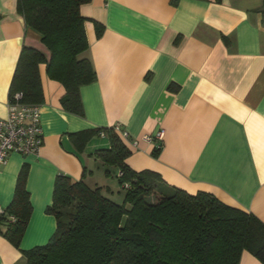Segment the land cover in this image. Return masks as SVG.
I'll return each mask as SVG.
<instances>
[{
  "label": "crops",
  "instance_id": "obj_1",
  "mask_svg": "<svg viewBox=\"0 0 264 264\" xmlns=\"http://www.w3.org/2000/svg\"><path fill=\"white\" fill-rule=\"evenodd\" d=\"M16 2L0 0V119L21 48L48 59ZM78 12L87 42L80 58L94 80L78 87L80 114H73L61 106L63 86L37 66L41 145L36 155L9 154L0 166V209L23 168L31 211L17 246L0 227V264H25L23 252L53 234L45 208L56 176L92 188L91 170H105L92 154L108 149L107 138L80 145L70 135L114 125L128 136L121 141L131 170L156 174L166 192L207 193L264 225V0H90ZM159 130L153 156L142 137ZM237 264L261 263L242 251Z\"/></svg>",
  "mask_w": 264,
  "mask_h": 264
},
{
  "label": "trees",
  "instance_id": "obj_2",
  "mask_svg": "<svg viewBox=\"0 0 264 264\" xmlns=\"http://www.w3.org/2000/svg\"><path fill=\"white\" fill-rule=\"evenodd\" d=\"M89 1L17 0L25 27L39 35L48 59L33 48L22 47L7 100L20 93V102L37 104L41 98L37 66L44 64L48 78L63 86L62 108L80 114L78 87L94 80L90 63L80 58L87 42L78 9ZM93 26L98 36L102 28L96 22ZM99 131L104 132L109 147L92 156L103 166L117 169L118 185L127 186L122 203L110 200L97 187L85 186L82 180L56 176L50 205L45 208L55 219V230L46 244L23 252L25 264H237L242 251L264 264V225L259 220L207 193L189 195L172 188L166 192L156 174L127 167L124 160L129 152L110 128L70 137L82 145ZM160 147L153 148V156ZM24 178L22 168L12 199L0 214L2 234L14 246L31 211Z\"/></svg>",
  "mask_w": 264,
  "mask_h": 264
},
{
  "label": "built area",
  "instance_id": "obj_3",
  "mask_svg": "<svg viewBox=\"0 0 264 264\" xmlns=\"http://www.w3.org/2000/svg\"><path fill=\"white\" fill-rule=\"evenodd\" d=\"M20 100V93L11 95L10 100L6 102L5 117L0 119V166L9 154H17L22 157L36 155L41 145L39 106L24 104ZM110 129L120 139H128L126 132L119 125H114ZM162 135V130H159L153 136L142 137V140L151 143L153 148H158ZM97 136L105 137V134L99 131ZM130 144L136 146V141H130ZM126 187L123 185V188ZM2 212L3 210L0 209V214Z\"/></svg>",
  "mask_w": 264,
  "mask_h": 264
},
{
  "label": "rangeland",
  "instance_id": "obj_4",
  "mask_svg": "<svg viewBox=\"0 0 264 264\" xmlns=\"http://www.w3.org/2000/svg\"><path fill=\"white\" fill-rule=\"evenodd\" d=\"M104 169L103 171L101 168L98 172L91 170L92 174L89 177L87 185L92 188L98 187L104 196L108 195L110 200L117 204H121L123 201L124 188H122L123 184L119 186L117 183V173L113 172L116 168L113 166H105ZM105 171L106 173H104Z\"/></svg>",
  "mask_w": 264,
  "mask_h": 264
}]
</instances>
